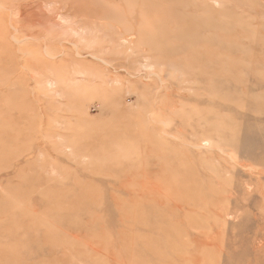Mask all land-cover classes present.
<instances>
[{"label":"rangeland","instance_id":"1","mask_svg":"<svg viewBox=\"0 0 264 264\" xmlns=\"http://www.w3.org/2000/svg\"><path fill=\"white\" fill-rule=\"evenodd\" d=\"M0 264H264V0H0Z\"/></svg>","mask_w":264,"mask_h":264},{"label":"bare ground","instance_id":"2","mask_svg":"<svg viewBox=\"0 0 264 264\" xmlns=\"http://www.w3.org/2000/svg\"><path fill=\"white\" fill-rule=\"evenodd\" d=\"M42 4V3H41ZM54 6V5H53ZM37 7V5L35 6V8ZM45 7V6H44ZM43 8V7H42ZM49 9V8H48ZM35 10V9H34ZM34 10H31V11H34ZM26 11V10H25ZM28 11V10H27ZM41 11V10H40ZM47 11H49V10H47ZM36 12V11H35ZM23 13V12H22ZM52 13V12H51ZM42 14V13H41ZM28 15V14H27ZM15 16V15H14ZM30 17V16H29ZM28 17V18H29ZM14 18V17H13ZM31 18H32V16H31ZM37 18V17H36ZM60 18H61V16H60ZM63 18V17H62ZM15 19V18H14ZM22 19V18H21ZM59 19V18H58ZM35 20V19H34ZM49 20V19H48ZM52 20V19H51ZM28 21V20H27ZM55 21V20H54ZM63 21V20H62ZM61 21V22H62ZM36 22V21H35ZM46 22H48V21H46ZM60 22V21H59ZM43 23V22H42ZM41 23V24H42ZM62 23H64V22H62ZM29 24H30V22H29ZM50 24V23H49ZM56 24V23H55ZM59 24V23H58ZM135 24V23H134ZM40 25V24H39ZM51 25V24H50ZM60 25V24H59ZM76 26V25H75ZM81 28V27H80ZM74 29V28H73ZM80 34V33H79ZM116 36V35H115ZM118 36V35H117ZM133 42V41H132ZM111 44V43H110ZM117 44V43H116ZM79 78V77H78ZM49 86V85H48ZM115 86V85H114Z\"/></svg>","mask_w":264,"mask_h":264}]
</instances>
